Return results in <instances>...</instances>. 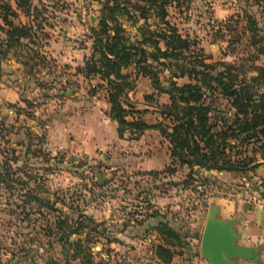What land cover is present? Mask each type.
<instances>
[{
	"label": "rangeland",
	"instance_id": "rangeland-1",
	"mask_svg": "<svg viewBox=\"0 0 264 264\" xmlns=\"http://www.w3.org/2000/svg\"><path fill=\"white\" fill-rule=\"evenodd\" d=\"M165 10L193 43L188 59L240 66L239 79L264 93L252 36L264 43V0H169ZM160 11L148 0H0V264H210L201 253L209 209L239 196L260 205L251 196L264 187V132H240L229 99L208 98L211 123L226 158L246 168L182 164L156 128L174 125L163 89L190 82L173 77L174 60L154 62L160 87L136 78L133 65L122 77L86 70L92 56L101 60L94 44L104 18L138 45L165 27ZM119 88L126 119L150 126L122 138L111 102ZM90 125L102 143L85 148Z\"/></svg>",
	"mask_w": 264,
	"mask_h": 264
},
{
	"label": "trees",
	"instance_id": "trees-1",
	"mask_svg": "<svg viewBox=\"0 0 264 264\" xmlns=\"http://www.w3.org/2000/svg\"><path fill=\"white\" fill-rule=\"evenodd\" d=\"M148 1L151 7L156 6L162 9L158 15L164 18L165 27L160 28L159 31L150 32L151 36H145L138 45L127 44L126 38L121 34L122 29L118 26L111 27L104 18L100 36L94 44L95 54L97 51L101 53V60H98L100 65L95 56H92V60L86 62V70L88 73H101L103 77H109L113 73L122 77V68L133 65L136 78L140 75L151 76L155 78L158 85V71L154 62L167 66L165 61H161L162 58L174 60L169 64L178 69V73H175L173 77L187 76L190 82L179 84L172 79L170 86L163 89V92L170 97V104L167 105L164 113L171 117L174 125L172 132L169 131L170 128L166 129L167 127L161 124L156 126L163 136L169 138L172 156L178 158L182 164L192 165L193 162H197L208 169H245L246 166L240 163L235 164L226 158V149H223L226 141L221 139L219 132L213 130L214 125L211 123V103L214 101L213 97L217 95L229 99L232 107L237 110L236 122L240 132L251 130L264 132V93H258L246 79H239L240 66L227 64L224 61L210 64L202 55L195 59H188L185 52L191 51L193 43L183 37L177 27L166 19L165 6L169 0H161V3H158L160 0ZM115 4L117 8L121 7V3L115 2ZM141 8V17L148 20L149 9L147 8L150 7L141 6ZM109 9H115V7H109ZM4 20L11 24L7 16ZM248 23L251 31L257 30L253 27L255 21L249 19ZM16 30L21 34L25 32V29L16 28ZM109 30H113V34L109 33ZM252 36L253 43L258 46L259 52L264 54V43L257 45L262 39L256 38L254 32ZM160 42H163L164 48L160 47ZM147 43L155 46V52L147 51L145 47ZM219 65L225 68L220 69ZM255 68L258 71L257 76L264 78V66L256 65ZM257 76L253 79H258ZM121 93H124V90L119 88V92L111 94L119 136L123 137L124 132L129 129L142 132L149 128L148 124L140 120L126 119L127 115L120 101ZM208 98L213 99L212 102L208 101ZM219 138L221 142L218 141Z\"/></svg>",
	"mask_w": 264,
	"mask_h": 264
},
{
	"label": "crops",
	"instance_id": "crops-1",
	"mask_svg": "<svg viewBox=\"0 0 264 264\" xmlns=\"http://www.w3.org/2000/svg\"><path fill=\"white\" fill-rule=\"evenodd\" d=\"M88 126L85 129V133L89 135H86V138L83 141L85 148L93 147L95 142L102 143V141H99V139L95 141V132L93 128H91V125L90 127ZM113 127L115 134V129L117 130V127H115V124ZM112 138L113 137H110L109 140ZM102 140L105 141L103 136ZM259 170L264 172V169ZM214 206L218 209L217 217L225 220H237V223L233 226L235 231L241 235L237 243L254 247L258 252V257L255 259L237 258L236 260L239 261V264H264V208L260 205H252L250 201L241 198V196H239L238 200H224L222 202L216 203ZM207 218L208 216L203 220L204 222L202 229H204Z\"/></svg>",
	"mask_w": 264,
	"mask_h": 264
},
{
	"label": "water",
	"instance_id": "water-1",
	"mask_svg": "<svg viewBox=\"0 0 264 264\" xmlns=\"http://www.w3.org/2000/svg\"><path fill=\"white\" fill-rule=\"evenodd\" d=\"M217 207L208 211L201 238V253L210 264H239L237 258L255 259L256 248L239 244L241 235L234 229L236 219L217 217Z\"/></svg>",
	"mask_w": 264,
	"mask_h": 264
},
{
	"label": "built area",
	"instance_id": "built-area-1",
	"mask_svg": "<svg viewBox=\"0 0 264 264\" xmlns=\"http://www.w3.org/2000/svg\"><path fill=\"white\" fill-rule=\"evenodd\" d=\"M251 199L253 202L260 204V206L264 208V187L262 188V192L259 194V196H251Z\"/></svg>",
	"mask_w": 264,
	"mask_h": 264
}]
</instances>
